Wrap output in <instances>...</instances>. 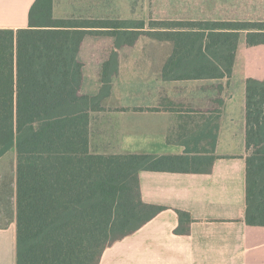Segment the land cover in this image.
I'll use <instances>...</instances> for the list:
<instances>
[{
    "label": "trees",
    "instance_id": "1",
    "mask_svg": "<svg viewBox=\"0 0 264 264\" xmlns=\"http://www.w3.org/2000/svg\"><path fill=\"white\" fill-rule=\"evenodd\" d=\"M154 2L146 21L58 18L53 0H36L28 27L0 28V158L16 150V264H100L107 247L165 209L143 200L140 171H212L215 155L90 150L91 113L102 95L82 90L78 56L88 35L113 37L112 55L142 36L172 42L167 80L230 77L242 36L248 46L264 45V12L250 9L264 0ZM111 73L106 63V82ZM245 84V220L264 227V79ZM176 212L175 232L189 234L190 212Z\"/></svg>",
    "mask_w": 264,
    "mask_h": 264
},
{
    "label": "crops",
    "instance_id": "2",
    "mask_svg": "<svg viewBox=\"0 0 264 264\" xmlns=\"http://www.w3.org/2000/svg\"><path fill=\"white\" fill-rule=\"evenodd\" d=\"M35 1L0 0V28L28 27ZM100 5L101 0H53L52 8L63 18L74 13L70 8ZM130 47H119L117 55L114 46L98 54L83 53L82 47L79 53L83 92L102 95L100 109L91 113V152L216 159L210 173L140 171L143 200L165 209L107 247L100 264H264V227L245 220V79L235 101L234 71L223 78L167 80L166 59L127 54ZM106 63L112 72L107 82ZM12 160L0 170V264H16L17 257L15 152ZM176 209L194 219L189 234L175 232Z\"/></svg>",
    "mask_w": 264,
    "mask_h": 264
},
{
    "label": "rangeland",
    "instance_id": "3",
    "mask_svg": "<svg viewBox=\"0 0 264 264\" xmlns=\"http://www.w3.org/2000/svg\"><path fill=\"white\" fill-rule=\"evenodd\" d=\"M158 2L155 0L154 3ZM264 3H260L256 12H264ZM173 7H183L181 4H174ZM150 0H101L100 8H70L71 16L101 19H145L149 20L151 16ZM70 17V16H69ZM86 43L83 44V53H103L109 52L112 45L110 36H93L88 35ZM100 38V39H99ZM103 39V40H101ZM173 50L172 42H163L152 37L142 36L138 43L125 51L127 54H152L159 55L164 59H168ZM113 53V51H111ZM249 77L256 79H264V45L248 46L244 36L240 39V46L234 67V75L232 87L236 94L235 101L240 94L242 80ZM16 153L12 149L0 161V170L9 169L13 163V154ZM9 171V170H8Z\"/></svg>",
    "mask_w": 264,
    "mask_h": 264
}]
</instances>
